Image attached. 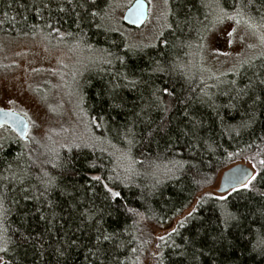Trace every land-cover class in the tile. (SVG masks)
Returning a JSON list of instances; mask_svg holds the SVG:
<instances>
[{
    "label": "trees",
    "instance_id": "obj_1",
    "mask_svg": "<svg viewBox=\"0 0 264 264\" xmlns=\"http://www.w3.org/2000/svg\"><path fill=\"white\" fill-rule=\"evenodd\" d=\"M111 1L0 0V38L42 35L91 61L71 73V129L41 141L5 128L0 260L140 264L149 226H168L247 162L257 179L225 200L202 195L183 227L157 240L155 264H264V55L213 77L192 54L218 2L264 19V0H170L169 27L146 47L108 27Z\"/></svg>",
    "mask_w": 264,
    "mask_h": 264
},
{
    "label": "rangeland",
    "instance_id": "obj_2",
    "mask_svg": "<svg viewBox=\"0 0 264 264\" xmlns=\"http://www.w3.org/2000/svg\"><path fill=\"white\" fill-rule=\"evenodd\" d=\"M133 1L112 0L106 11V24L123 32L135 47L156 43L170 25V0H146L149 16L139 28L131 27L123 20L126 9ZM210 4L211 10H214L216 7ZM218 5L224 8L219 2ZM220 9L213 11L212 26L201 45L192 49V54L197 51L195 65L213 77L237 71L264 55V19L259 14L243 15L224 9L233 19L217 22ZM76 57L68 47L51 44L42 35L0 38V109L24 114L30 124L28 134L31 138L44 141L56 128L65 125L66 130L77 124V117L71 108L76 105L70 88L71 73L75 69V72L82 71L91 61ZM5 128L10 129L1 127L0 139L7 131ZM218 179L198 194L191 206L168 226H149L154 243L150 247L151 253L140 264H155L158 237L175 229L180 221H186L188 213L196 207L202 195L217 193Z\"/></svg>",
    "mask_w": 264,
    "mask_h": 264
},
{
    "label": "water",
    "instance_id": "obj_3",
    "mask_svg": "<svg viewBox=\"0 0 264 264\" xmlns=\"http://www.w3.org/2000/svg\"><path fill=\"white\" fill-rule=\"evenodd\" d=\"M149 16V4L146 0H134L124 13V22L135 28L142 27ZM8 127L16 132L21 138H26L29 131L27 117L15 110L0 109V128ZM255 174V169L246 162L236 163L225 169L217 182V193L227 194L234 188L241 187L240 182Z\"/></svg>",
    "mask_w": 264,
    "mask_h": 264
},
{
    "label": "snow or ice",
    "instance_id": "obj_4",
    "mask_svg": "<svg viewBox=\"0 0 264 264\" xmlns=\"http://www.w3.org/2000/svg\"><path fill=\"white\" fill-rule=\"evenodd\" d=\"M223 19H233V17L230 16L226 11H224V9L221 8L220 9V14L217 16V22L222 21ZM229 35H231V33H229ZM262 39H264V37H262ZM163 91L165 93H167L168 92V89L165 88V89H163ZM260 163L262 165H264V160H262ZM93 179L99 181L100 180V177L99 176H95V177H93ZM256 179H257V176L255 174L251 175L245 181H241L240 182L241 188L247 189L249 187V185L251 184V181L256 180ZM108 191L112 193V196L113 197L118 198L120 196V193L119 192H112L111 189H108ZM234 191H238V189H235L234 188ZM217 199H219V200H225V196L224 195H220V196L217 197ZM195 211H196V209L193 208V210L188 213V216L191 217L193 215V212H195ZM229 217H231L232 219H235L234 214L228 213L226 215V217H225V221H224L225 223H227V220H228ZM179 223H180V226L183 227L184 221H180ZM173 231H176V229H173ZM104 239L107 240V239H109V237L108 236H105ZM158 239H160L161 241H163L165 239V237L162 235V236H159ZM5 251H6V249H5ZM0 264H4V262L2 260H0Z\"/></svg>",
    "mask_w": 264,
    "mask_h": 264
}]
</instances>
